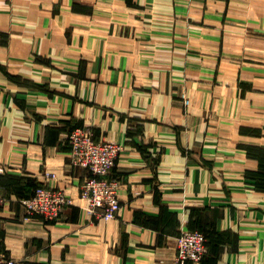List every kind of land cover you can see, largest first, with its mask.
I'll list each match as a JSON object with an SVG mask.
<instances>
[{"label":"crops","instance_id":"crops-1","mask_svg":"<svg viewBox=\"0 0 264 264\" xmlns=\"http://www.w3.org/2000/svg\"><path fill=\"white\" fill-rule=\"evenodd\" d=\"M76 126L122 145L114 218L84 214ZM263 156L264 0H0V250L16 264H176L188 228L208 249L186 264H264ZM41 184L72 200L56 219L20 201Z\"/></svg>","mask_w":264,"mask_h":264},{"label":"built area","instance_id":"built-area-1","mask_svg":"<svg viewBox=\"0 0 264 264\" xmlns=\"http://www.w3.org/2000/svg\"><path fill=\"white\" fill-rule=\"evenodd\" d=\"M184 103L189 100L182 95ZM70 142L69 160L72 165L87 170L88 175L80 184L79 198L83 200L84 214L95 219L114 218L120 208L118 181L109 177L112 168L122 150V145L113 140H97L93 130L85 126H76L68 134ZM4 171L0 165V173ZM46 178L55 174L45 171ZM27 216L40 215L46 220L58 218L71 199L62 188L47 184L38 185L34 193L20 200ZM4 198L0 192V209ZM207 238L197 229H184L176 237V264L187 261L198 263L207 253ZM16 260L0 250V264H16Z\"/></svg>","mask_w":264,"mask_h":264},{"label":"trees","instance_id":"trees-1","mask_svg":"<svg viewBox=\"0 0 264 264\" xmlns=\"http://www.w3.org/2000/svg\"><path fill=\"white\" fill-rule=\"evenodd\" d=\"M263 161L259 162L261 165H262V170L258 168V171L255 173V176H257V179H256V184L255 186L256 187H264V156H263V159H261ZM189 229V228H188ZM202 232V231H201ZM206 236V235H205ZM207 238V237H206ZM207 244V242H206ZM208 249V248H207ZM187 263V262H186Z\"/></svg>","mask_w":264,"mask_h":264}]
</instances>
